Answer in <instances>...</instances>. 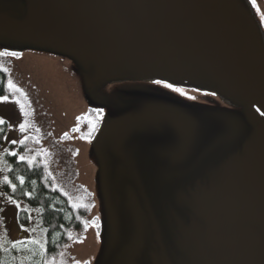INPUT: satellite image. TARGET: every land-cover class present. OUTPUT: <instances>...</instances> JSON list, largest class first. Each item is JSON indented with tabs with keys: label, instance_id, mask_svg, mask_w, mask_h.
<instances>
[{
	"label": "water",
	"instance_id": "95a60500",
	"mask_svg": "<svg viewBox=\"0 0 264 264\" xmlns=\"http://www.w3.org/2000/svg\"><path fill=\"white\" fill-rule=\"evenodd\" d=\"M79 2L71 71L83 88H129L89 153L102 225L92 264H264V36L247 0ZM4 8L0 30L16 42ZM153 80L239 109L187 106Z\"/></svg>",
	"mask_w": 264,
	"mask_h": 264
},
{
	"label": "rangeland",
	"instance_id": "374dc122",
	"mask_svg": "<svg viewBox=\"0 0 264 264\" xmlns=\"http://www.w3.org/2000/svg\"><path fill=\"white\" fill-rule=\"evenodd\" d=\"M15 1V4L23 6L25 10L29 8V0ZM70 2L75 3L78 9L81 8L79 0ZM247 2L252 12L254 11L255 20L264 36V4L260 10L256 3L253 6L251 0ZM12 25L18 28L16 23ZM36 49H42V53ZM5 50L20 55L0 56V68L9 72L10 82L15 86L11 87L13 98H0V123L9 125L8 135L4 143L0 144V249L8 251L18 248L19 251L28 252L27 247L40 250L45 248L46 234L40 211L30 208L23 201L11 199L3 190L8 179L5 157L16 155L19 160L23 157L21 160H40L45 163L64 194L73 196L71 198L78 202L88 199L92 206L85 232L72 240L61 260L48 264H92L100 249L102 225L101 208L96 195L98 169L90 160L89 153L99 135L101 124L106 120L113 98L126 95L129 88L110 84H103L101 89L97 85L83 88L81 77L76 76L70 69L71 66L74 71L73 63L69 59L70 53L59 58L54 55L55 50L48 43L39 45L27 38L7 43L5 47L0 46V52ZM164 84L167 83L161 82L158 89L171 99L187 102V106L207 100L208 105L218 102L219 107L227 110L239 109L232 107L228 101H218V95L203 94L194 89H181L184 93L181 95L172 91L171 87L165 88ZM17 88L19 91L15 90ZM91 109L101 110L95 111L100 114V129L96 131L94 138L83 139L80 137L79 126L87 121L82 118ZM91 120L93 123L97 122L94 116ZM21 125L24 126L23 129ZM22 146L25 147V152L22 151ZM21 211L29 212L28 226H22L19 222ZM27 256L31 257V264L33 256L30 252Z\"/></svg>",
	"mask_w": 264,
	"mask_h": 264
},
{
	"label": "trees",
	"instance_id": "16d2710c",
	"mask_svg": "<svg viewBox=\"0 0 264 264\" xmlns=\"http://www.w3.org/2000/svg\"><path fill=\"white\" fill-rule=\"evenodd\" d=\"M9 81V72L0 68V98L14 97ZM95 124L97 131L100 123ZM79 127L80 137L83 139H92L96 135V132H93L91 136L88 135L90 131L88 121H83ZM8 131L9 125L0 123V144L4 143ZM24 148V146L21 147L22 151L25 150ZM5 160L8 167V179L3 185L4 192L11 199L23 201L30 208L39 210L45 230L44 250L27 247L28 252L33 256L31 264H48L61 260L66 248L72 244V240L85 232L92 206L88 203V199L84 198L83 202H78L71 198L73 196L64 194L58 187L53 174L42 161L19 160L16 155H7ZM19 222L22 226L30 224L28 211L20 212ZM28 252L19 251L18 248L8 251L0 249V264H29L31 257L27 256ZM11 253L13 254L9 255Z\"/></svg>",
	"mask_w": 264,
	"mask_h": 264
},
{
	"label": "flooded vegetation",
	"instance_id": "af4514ba",
	"mask_svg": "<svg viewBox=\"0 0 264 264\" xmlns=\"http://www.w3.org/2000/svg\"><path fill=\"white\" fill-rule=\"evenodd\" d=\"M30 5L27 10L23 6L15 4V0H0V3L5 6V16L1 23L4 31H9L15 41L30 39L34 40L36 44L45 45L48 43L51 49H54V55L63 58L65 55L70 53V1L71 0H29ZM12 4H15L13 6ZM18 12L19 15L16 16L18 20H10L13 15L11 14ZM27 12H34L35 19L27 21L24 16ZM23 15V16H21ZM15 16L13 17V19ZM16 22L15 28L12 24ZM38 27H41L40 29ZM35 28L40 30L42 35H33L32 32H35ZM31 32L27 36V31ZM33 29V30H31ZM0 34H4L0 30ZM45 36L46 38H44ZM6 35L0 37L2 42L0 46H4L8 43L11 44L12 41L7 40ZM47 49V48H46ZM49 50V49H48ZM91 113V114H89ZM87 117L94 116L97 119V122L101 124L100 114L90 110ZM81 123V122H80ZM100 127V125H99ZM98 127V129H99ZM98 131V130H97ZM96 132V131H95Z\"/></svg>",
	"mask_w": 264,
	"mask_h": 264
},
{
	"label": "snow or ice",
	"instance_id": "6c2138e0",
	"mask_svg": "<svg viewBox=\"0 0 264 264\" xmlns=\"http://www.w3.org/2000/svg\"><path fill=\"white\" fill-rule=\"evenodd\" d=\"M251 2L253 3V6H255L256 0H251ZM257 10L259 11V9H257ZM19 55H20V54L17 53V52H8V51H6V50L3 51V52H0V56H4V57H7V56L19 57ZM152 83H153V84H156V85H159V84H161V80H153ZM9 87H15V86L12 85L11 82L9 81ZM164 87H165V88H170L171 85H169V84H164ZM15 90H16V91H19L18 88L15 89ZM172 91H174V92H179L181 95L184 94L183 91H182L181 89H178V88H173ZM4 99H7V98L4 97ZM94 111L100 112L101 110L96 109V110H94ZM82 119L88 121V124L90 125V131H89L88 135L91 136L92 133L96 131V124L93 123V121H92L91 119H89L87 116L83 117ZM0 122H2V121H0ZM23 127H24V126L21 125V129H23ZM76 130L79 131L78 128H77ZM14 143H15V141H14ZM21 159H23V157H22Z\"/></svg>",
	"mask_w": 264,
	"mask_h": 264
}]
</instances>
